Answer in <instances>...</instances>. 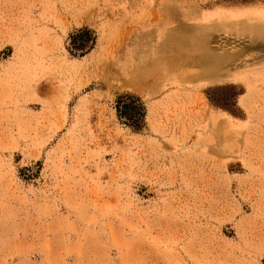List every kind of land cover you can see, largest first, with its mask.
<instances>
[{"label": "rangeland", "instance_id": "rangeland-1", "mask_svg": "<svg viewBox=\"0 0 264 264\" xmlns=\"http://www.w3.org/2000/svg\"><path fill=\"white\" fill-rule=\"evenodd\" d=\"M246 2L239 40L156 26L239 0H0V264H264V84L248 109L204 82L264 68V0Z\"/></svg>", "mask_w": 264, "mask_h": 264}, {"label": "crops", "instance_id": "crops-1", "mask_svg": "<svg viewBox=\"0 0 264 264\" xmlns=\"http://www.w3.org/2000/svg\"><path fill=\"white\" fill-rule=\"evenodd\" d=\"M165 6V5H164ZM163 6V7H164ZM248 6L247 2L241 3H231V4H215L210 7L199 8L194 7L185 12L176 11V12H162L160 15L162 17L158 18L156 22L157 31L161 33L165 32V27L169 24H177L183 21H192L194 26H207L213 29H220L219 34L221 38H235L242 39L245 37H254V33L251 29H247L244 25L254 26L257 22L256 16L253 13L233 15L230 11L239 10L243 7ZM162 7V8H163ZM182 16L185 19H182ZM164 27V28H163ZM191 39H201L202 35L197 33L195 36H189ZM168 39V38H167ZM174 41H180V33L174 30L173 38ZM180 44V43H179ZM239 50L236 51L238 54ZM237 78L232 73V76L222 74L219 78H210L209 81H204L207 84L212 83L214 79L218 84H237L241 87V92L238 95V106L243 108L242 105L246 104V101L251 98L249 91H253L255 86H263L264 84V68L259 67H238L236 70ZM141 78V77H140ZM143 78V76H142ZM146 77L142 79L145 81ZM157 84V83H156ZM248 109L249 105H252L251 101L248 100Z\"/></svg>", "mask_w": 264, "mask_h": 264}, {"label": "trees", "instance_id": "trees-1", "mask_svg": "<svg viewBox=\"0 0 264 264\" xmlns=\"http://www.w3.org/2000/svg\"><path fill=\"white\" fill-rule=\"evenodd\" d=\"M240 2H246L248 0H239ZM71 45L74 51L79 52V56H83L94 45L95 38L87 29L79 30L77 33L71 36ZM241 90L237 93L240 94ZM209 96V92H207ZM211 102L222 108H226L222 105L221 100L216 99L212 95L209 96ZM116 111L119 118L123 119L127 125L134 130H141L144 126L145 108L140 100L132 95H120L116 99Z\"/></svg>", "mask_w": 264, "mask_h": 264}]
</instances>
